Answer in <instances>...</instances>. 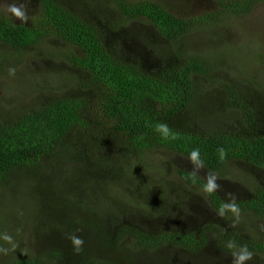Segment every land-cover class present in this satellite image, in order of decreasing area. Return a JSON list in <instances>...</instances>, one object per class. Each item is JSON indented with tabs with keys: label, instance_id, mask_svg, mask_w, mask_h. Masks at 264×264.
<instances>
[{
	"label": "trees",
	"instance_id": "obj_1",
	"mask_svg": "<svg viewBox=\"0 0 264 264\" xmlns=\"http://www.w3.org/2000/svg\"><path fill=\"white\" fill-rule=\"evenodd\" d=\"M38 1L39 15L29 26L0 13V43L20 56L47 38L61 39L77 51L70 50L73 65L82 80L90 78L86 91L97 97L42 100L0 122V191L23 173L38 185L35 223L45 245L11 264H234L232 252L242 246L264 264V238L236 232L231 210L220 214L231 197L207 191L201 176L181 169L175 170L177 183L167 176L144 181L138 174L146 153L163 150L189 160L199 149L208 172L222 175L226 165L240 162L264 178V82L256 90L235 84L228 91L227 107L239 115V130H203L194 121L202 115L195 108L202 107L197 78L207 76L215 60L181 44L194 25L209 29L205 22L215 14L245 16L264 0H215L218 10L194 19L153 1L111 0L95 18L61 0ZM137 21L153 27L168 48L159 52L161 45L127 35L131 25H125ZM8 63L0 57V76ZM161 124L168 137L157 131ZM132 167L137 169L129 172ZM125 189L130 193L120 197ZM251 195L234 200L239 216L264 224L262 184L255 182ZM70 236L83 240L80 251ZM231 241L235 249L227 247Z\"/></svg>",
	"mask_w": 264,
	"mask_h": 264
},
{
	"label": "rangeland",
	"instance_id": "obj_2",
	"mask_svg": "<svg viewBox=\"0 0 264 264\" xmlns=\"http://www.w3.org/2000/svg\"><path fill=\"white\" fill-rule=\"evenodd\" d=\"M61 1L77 14L79 12L89 14L91 18H95L105 8H110L112 2L104 0L106 3L104 4L99 0ZM126 1L132 3L153 1L176 16L187 19L212 14L219 8L215 0ZM13 5L27 15L26 22L11 13L10 7ZM112 11L115 13V10ZM39 12L38 0H0V13L9 16L17 24L31 25ZM115 20L119 21L117 14ZM213 20L205 22L209 29L200 28L204 24L194 25L190 33L181 38V44L185 45L187 51L200 52L215 60L208 75L197 78L198 83L201 84L202 98L199 103L202 107L195 108L197 114L202 115L194 121L203 130H239L240 124L235 119L239 118V115L227 107L226 96L232 85L237 84L244 91H251L256 90L257 86L264 82V3L254 7L245 16L225 18L215 14ZM125 26H130L127 28V35L136 34L147 42L161 45L159 52L168 48L162 47L167 44L145 21L131 22ZM61 41V39L47 38L26 48L20 56L16 51L0 43V57L9 62L0 76V122L26 113L42 100L82 96L88 102V96L97 97L96 91H89L90 93L86 91L85 86L91 85L90 78L82 80L80 78L82 70L73 65L70 50L76 53L77 51ZM10 70L14 71L10 72ZM136 169L137 167H132L129 172ZM176 169L199 175L206 182L214 179L218 185L216 189H219L226 199L230 197L231 199L234 197L236 201L249 199L255 182L262 184L264 188L262 175L247 164L230 163L221 169L223 173L220 175L208 172L186 158L163 150L146 153L144 164L138 166L140 170L138 174L144 181L160 182L164 176H167L169 182L177 183L181 178L175 173ZM26 176L27 173H23L17 177L18 179L15 178L12 185L0 191V264H11L22 255L36 254L45 247L42 238L44 235L38 234V225L35 223L38 212L37 201H39L36 194L38 185L31 183L32 179L26 180ZM197 190H195L196 195L204 202L206 195L202 190ZM124 193H130V189L123 190L120 197ZM206 206L204 204V207ZM41 207L40 204V210ZM204 210V214L212 216L209 209ZM246 218L234 217L235 223L232 224L236 228L234 230L242 232L247 237L249 235L250 238L258 236L263 239L264 224L259 219H251V222ZM3 235L10 236L11 241L3 240ZM253 256L244 263H262L260 256L255 254ZM193 262L196 263L195 260ZM197 264H204V261L200 260Z\"/></svg>",
	"mask_w": 264,
	"mask_h": 264
},
{
	"label": "clouds",
	"instance_id": "obj_3",
	"mask_svg": "<svg viewBox=\"0 0 264 264\" xmlns=\"http://www.w3.org/2000/svg\"><path fill=\"white\" fill-rule=\"evenodd\" d=\"M10 11L11 13L17 17L22 19L23 21H27L28 17L27 15L22 12L20 10L19 7L13 5L10 7ZM14 71V70H10ZM157 131L160 132L164 137H168L169 136V129L167 127V125L161 124L158 126ZM221 158L224 157L225 152L223 148L218 149ZM189 160L191 163L193 164H197L198 167H203V162L199 161V149L193 150L189 156ZM216 188H218V185L215 183L214 179H210L208 181V184L206 186V190L211 192L213 190H215ZM235 198L233 197V203H226L223 208L221 209V215H223L224 209H229L231 210L234 214L237 215V217L239 216V209L236 206L235 202H234ZM150 207V206H149ZM2 239L5 241H11V237L8 235H3ZM71 243L74 245V250L75 251H80L81 247L83 245V240L78 237V236H70L69 237ZM227 247L229 249H235L237 246L235 244L234 241L229 242V244L227 245ZM232 256L234 257V264H244L245 261L250 260L252 257V253L247 249L246 246H242L239 248L238 252H232Z\"/></svg>",
	"mask_w": 264,
	"mask_h": 264
}]
</instances>
